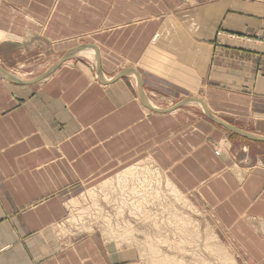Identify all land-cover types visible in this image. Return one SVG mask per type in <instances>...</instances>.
I'll return each mask as SVG.
<instances>
[{
    "label": "crops",
    "instance_id": "0c3cea01",
    "mask_svg": "<svg viewBox=\"0 0 264 264\" xmlns=\"http://www.w3.org/2000/svg\"><path fill=\"white\" fill-rule=\"evenodd\" d=\"M69 53L37 82L0 75V264L133 261L64 229L69 201L145 169L241 263H263L264 141L204 107L264 137V0H0L1 68L31 80ZM136 189L146 218L164 198Z\"/></svg>",
    "mask_w": 264,
    "mask_h": 264
},
{
    "label": "rangeland",
    "instance_id": "374dc122",
    "mask_svg": "<svg viewBox=\"0 0 264 264\" xmlns=\"http://www.w3.org/2000/svg\"><path fill=\"white\" fill-rule=\"evenodd\" d=\"M251 153H258L256 157L264 156V149H253ZM162 177L154 170L145 169L130 178L129 184L125 178L110 186L88 189L78 199L69 201L64 232L83 237L92 231L105 245L116 246L114 248L120 251H134L136 258L126 264H168L163 259L165 256L172 257V260L167 259L174 264H243L208 228L199 208L185 202L184 198H178L180 194L165 195L166 184ZM133 186L138 187L136 192L144 195H148L151 187L150 194L164 198L161 205L144 202L148 206L141 209H144L146 218L137 214L141 202L128 198ZM171 196L176 198L171 200ZM159 208L156 216L150 214ZM70 227L77 231L72 232ZM107 230L115 240H109ZM116 240L123 244L119 246Z\"/></svg>",
    "mask_w": 264,
    "mask_h": 264
},
{
    "label": "water",
    "instance_id": "95a60500",
    "mask_svg": "<svg viewBox=\"0 0 264 264\" xmlns=\"http://www.w3.org/2000/svg\"><path fill=\"white\" fill-rule=\"evenodd\" d=\"M81 48H78L77 51H80ZM77 51H74L73 53H76ZM71 53V54H73ZM71 54H66L65 56H63L57 63H55L52 67H50L46 72H44L43 74H41L40 76L34 78V79H31V80H25L23 78H20L12 73H10L9 71L7 70H4L3 68L0 67V75L3 76L4 78L6 79H9L13 82H17L19 84H29V83H32V82H37L43 78H45L46 76L50 75L59 65H61L62 63H64L66 60L69 59V57L71 56ZM141 84V83H140ZM142 97L144 98V94L142 93ZM184 104V101L178 103L176 106L174 107H170V108H167V109H155V111H160V112H166V111H170V110H173L181 105ZM205 113L207 114V116L212 119L213 121H215L216 123L218 124H221L223 126H225L226 128H228L229 130L233 131V132H236L238 134H241L249 139H252V140H256V141H264V137H260V136H257L255 134H252L250 132H247L245 130H242L238 127H235L227 122H224V121H221L219 120L218 118H216L208 109H205Z\"/></svg>",
    "mask_w": 264,
    "mask_h": 264
},
{
    "label": "bare ground",
    "instance_id": "6f19581e",
    "mask_svg": "<svg viewBox=\"0 0 264 264\" xmlns=\"http://www.w3.org/2000/svg\"><path fill=\"white\" fill-rule=\"evenodd\" d=\"M82 50H83V49H82ZM80 52H81V51H80ZM78 53H79V52H78ZM154 106H155V105H154ZM147 107H149L152 111H155V109H158V108H155V107L150 106V105H148V104H147ZM204 109H207V108L204 107ZM219 154H220V153H219ZM127 180H128V179H127ZM146 186H147V185H146ZM174 188H175V187H174ZM174 188H173V189H174ZM171 189H172V188H171ZM132 191H133V190H132ZM174 192L176 193V191H174ZM177 192H178V191H177ZM139 194H140V193H139ZM178 194L182 195V194L179 193V192H178L176 195H178ZM174 195H175V194H174ZM144 196H145V195H144ZM159 197H160V196H159ZM151 198H152V197H151ZM155 198H156V197H155ZM175 198H176V197H175ZM180 198H181V197H180ZM147 200H148V199H147ZM153 205H154V204H153ZM143 206H148V205L146 204V205H143ZM153 208H154V207H153ZM147 213H148V212H147ZM150 214H153V212H151ZM199 225H200V224H199ZM108 232H109V231H108ZM110 233H111V232H110ZM112 233H113V232H112ZM169 240H170V239H169ZM168 244H169V243H168ZM151 246H153V245H151ZM153 247H155V246H153ZM153 247H152V248H153ZM150 248H151V247H150ZM156 248H157V247H156ZM154 249H155V248H154ZM157 249H158V248H157ZM157 249H156V251H158ZM160 253H161V252H160ZM160 253H159V254H160ZM161 256H162V254H161ZM161 256H160V257H161ZM167 258H170V257L165 256V258H163V259H164L168 264H174V261H171V260L173 259L172 257L170 258L171 260H170V259H167ZM164 260H163V261H164ZM176 261H177V260H176ZM178 262H180V261H178ZM175 264H176V263H175Z\"/></svg>",
    "mask_w": 264,
    "mask_h": 264
},
{
    "label": "built area",
    "instance_id": "2783aa9c",
    "mask_svg": "<svg viewBox=\"0 0 264 264\" xmlns=\"http://www.w3.org/2000/svg\"><path fill=\"white\" fill-rule=\"evenodd\" d=\"M216 153H217V154H219V153H220V151H219V150H216ZM128 198H129V199H131V197H130V196H128Z\"/></svg>",
    "mask_w": 264,
    "mask_h": 264
}]
</instances>
